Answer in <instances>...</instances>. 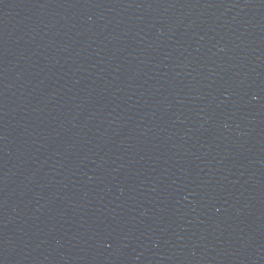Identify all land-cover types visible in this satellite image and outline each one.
<instances>
[{
	"label": "water",
	"instance_id": "obj_1",
	"mask_svg": "<svg viewBox=\"0 0 264 264\" xmlns=\"http://www.w3.org/2000/svg\"><path fill=\"white\" fill-rule=\"evenodd\" d=\"M0 264H264V0H0Z\"/></svg>",
	"mask_w": 264,
	"mask_h": 264
}]
</instances>
